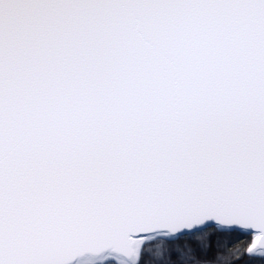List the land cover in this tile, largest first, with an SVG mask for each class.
<instances>
[{
  "label": "snow or ice",
  "instance_id": "obj_1",
  "mask_svg": "<svg viewBox=\"0 0 264 264\" xmlns=\"http://www.w3.org/2000/svg\"><path fill=\"white\" fill-rule=\"evenodd\" d=\"M0 264H264V0H0Z\"/></svg>",
  "mask_w": 264,
  "mask_h": 264
}]
</instances>
